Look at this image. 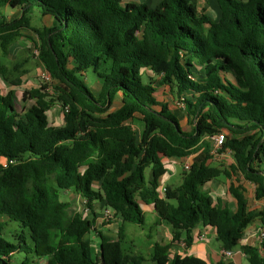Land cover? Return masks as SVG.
I'll return each instance as SVG.
<instances>
[{
  "label": "trees",
  "instance_id": "obj_1",
  "mask_svg": "<svg viewBox=\"0 0 264 264\" xmlns=\"http://www.w3.org/2000/svg\"><path fill=\"white\" fill-rule=\"evenodd\" d=\"M8 7L22 12L8 19L1 12ZM34 7L53 18L51 27L31 25L27 14ZM218 7L214 21L189 0H161L154 8L126 0H0L2 52L21 30L33 31L37 57L53 81L24 90L23 101L32 104L20 110L12 92L0 93V264H12L17 252L26 255L20 264L29 263L28 255L44 264H144L141 254L122 248L125 223L145 222L143 204L171 225L173 242L184 232L188 247L193 228L211 226L223 250L239 246L247 264H264V236L260 247L239 245L255 218L261 216L264 230V213L250 206L238 178L264 199V0H218ZM90 68L97 92L83 78ZM9 72L0 62V76L18 85ZM155 78L180 99L190 130L157 99ZM117 96L120 106L110 111ZM56 103L62 126L48 121ZM134 119L142 122L139 134ZM217 132L225 134L218 153L233 156L228 168L211 164L210 136ZM187 156L181 181L161 191L162 157ZM220 177L234 178L228 187L234 209L202 189ZM59 189L78 193L90 211L96 202L112 209L121 221L117 237L97 231L94 254V219L70 213ZM3 217L27 229L30 243L1 237ZM170 247L155 242L151 260L207 264L170 256Z\"/></svg>",
  "mask_w": 264,
  "mask_h": 264
},
{
  "label": "rangeland",
  "instance_id": "obj_2",
  "mask_svg": "<svg viewBox=\"0 0 264 264\" xmlns=\"http://www.w3.org/2000/svg\"><path fill=\"white\" fill-rule=\"evenodd\" d=\"M246 1V0H245ZM2 14L6 16L8 19H15L19 17L21 14L20 9H11V8H5L2 9ZM30 18L31 25L35 28L41 29L42 27H51L53 23V18L49 15H43L37 7H34L30 13L27 14ZM21 34L23 36L18 37V39L10 44L8 46V50L6 53H3L0 47V62L2 64H5L8 69L10 70L8 77L10 80L15 79L16 77H19L21 80L24 78L29 79V86H34L33 83H37V85L45 84L47 86L51 85L53 81L50 78V75L47 73L45 68L43 67L42 63L39 61L37 54L38 49L36 48V41L37 36L33 31L29 30H21ZM29 37L34 38L30 39ZM37 51V53H36ZM14 65H18L17 70H14ZM86 84L95 92H97L100 88V85L98 83V80L93 73L92 69H88L83 76ZM144 81H146V78H143ZM6 84L4 82V79L0 76V88L3 92H6L5 86L3 84ZM32 83V84H31ZM154 87L156 89V94L159 95V98H164L168 102V105L170 108L174 111V113L177 115L178 119L180 120L182 126L186 130H190L191 123L190 118L187 117L183 104L181 103L180 99L175 95V93H172L168 86L160 85L157 83V78H155L154 81ZM20 88V87H19ZM22 95V94H21ZM20 96L16 97V103L14 100V105L17 106V109L20 110L21 103H20ZM121 99L119 96H117L112 103L110 107V111L115 110L120 106ZM32 104V101L27 102V106ZM48 115V121L53 126H61L63 124L62 121V111L58 103L54 104V106L50 109V111L47 112ZM132 127L134 131L139 134L142 129V122H140L138 119H134L132 122ZM215 159L212 161L214 165H217L221 168H228L234 161L233 156L230 150H225L224 152H220L217 155H214ZM165 164L168 165L167 158L164 159ZM176 169V175L173 177H169L167 180L164 179L163 182H168L169 184L176 183L180 181L182 177V171L184 170L183 167V161L175 164ZM150 174L149 168L145 170V176L148 179ZM241 185L250 183L249 181L240 178ZM225 178L221 177V180L217 183L219 185L218 188H216L215 192L213 193V196L216 197H225V193L227 192V187L224 185ZM233 181V179H232ZM97 185V184H95ZM248 185V184H247ZM245 188V187H244ZM254 187L253 186H247L245 188V195H247L249 199V204L251 207H254L256 211H262L264 213V199L257 200L254 196ZM59 197L62 201H68L70 203L69 206V212L75 213L79 212L82 215H85L87 218L91 217L95 220V217H92V213L89 210H85V204L80 200L79 194L74 192L73 190H62L59 189ZM223 201H227L226 198L223 199ZM100 203V206H95L96 211H100L101 214L103 213L104 207L102 202ZM229 206H233L232 203H228ZM100 214V219H101ZM261 216L255 218L252 223H259L262 227V223L260 221ZM144 219L145 222L143 225H138L134 223L127 222L124 225L125 230V238L122 241V248L125 253H135V254H141L145 258L144 264H155L150 256L152 252V246L156 242V237L154 235L155 231V225H153V222L155 220V214L153 210L150 208V206H145L144 208ZM2 220L6 222V225H4V228L1 232V237H3L5 240L10 242H17L20 238H25L27 242L30 243L29 236H28V230L23 229L18 222L15 221H9L6 217H3ZM105 224H108L106 221L101 220L100 227H104ZM259 227V229L261 228ZM118 230V229H117ZM117 230H114L115 232ZM98 228L96 226L95 231H91L89 234L90 238L93 236V234L98 237L97 235ZM107 231V229H106ZM247 236V235H246ZM92 240H94L92 238ZM244 240V239H242ZM241 240V242H242ZM96 242H99V239L95 238ZM247 240H244V242ZM254 244H259V239H255L254 241H251ZM93 243V242H92ZM214 243L219 244L218 241H214ZM238 247V246H237ZM93 251L94 254L98 253L99 247L98 244H93ZM26 257L24 253L17 252L12 255V264H20L21 261ZM29 263L28 264H44L45 259L44 258H38L32 255H28Z\"/></svg>",
  "mask_w": 264,
  "mask_h": 264
},
{
  "label": "crops",
  "instance_id": "obj_3",
  "mask_svg": "<svg viewBox=\"0 0 264 264\" xmlns=\"http://www.w3.org/2000/svg\"><path fill=\"white\" fill-rule=\"evenodd\" d=\"M131 1V2H135V3H139V4H144L147 7L150 8H154L161 0H126ZM193 6L195 7V10L199 13V14H206L209 17H211L214 21H217L220 17V11H219V7H218V0H189ZM245 1V0H242ZM3 86H5L6 92H3L2 89L0 88V93L5 94L7 92H12L14 95V100L16 103V97L20 96V103H21V107L22 106H27V102L29 100H27L26 102L23 101L22 95L24 90H29L30 88L33 87H37L39 85H37V83H33L34 86H27L29 84V79L28 78H24V79H20V83L18 85H11L9 84L6 80H4ZM32 84V83H31ZM1 85V84H0ZM1 87V86H0ZM20 87V88H19ZM156 97L158 100H162V101H166V99L164 98H159V95L156 94ZM50 111V110H49ZM63 121V117L61 118ZM63 125V124H62ZM61 125V126H62ZM167 157H162V162L164 164V167L166 168V172L165 174L160 178L159 182H160V187L164 188L166 185H169L168 182H163L164 179L167 180L169 177H173L174 175H176V169H175V164L182 162L184 163V161L187 158H190V156L184 157L182 159H177V158H167L168 161V165L165 164L164 159ZM215 159V157L213 156L212 160H211V164H213V160ZM217 166V165H216ZM239 178V177H238ZM242 178V177H240ZM234 180V178H232ZM232 179H226L224 183V185L227 187V192L225 193L226 195H224L225 197H214L213 193L215 192L216 188L219 187V185L217 184L219 182V180H221V177L218 179H213L207 183L204 184V186L202 187L203 190H206L209 192V194L212 196V198L214 199V201H222L223 203H226L228 205V203H232L233 206H229L230 208L234 209L236 206L235 200L234 198L230 195V193L228 192V187L232 181ZM243 179V178H242ZM181 181V179H180ZM180 181L173 183L172 185H176L178 184ZM241 183L240 179H239V184ZM248 184V185H247ZM247 184H243V187H247V186H253L255 189V186L253 183H248ZM247 197V195H246ZM80 200H82V202H84V200L80 197ZM227 201H223V199H225ZM248 199V197H247ZM249 202V199H248ZM100 206V203H94L93 205V211H90L89 209H87L85 207V210H89L92 213V217H95L94 220V229H96V226L98 228V231H101L107 235H110L111 237L114 238V235L117 233V231L115 232L114 230H117L119 225H120V220L116 219L113 220L112 222L105 224L104 227H100L101 225V219H100V214H101V210L100 211H96L95 210V206ZM145 206H150V208L153 210L154 214H155V220L153 222V225H155V231H154V235L156 237V242L159 243H171V247L169 249L170 252V256H172L173 254H178L180 256H186V255H191V256H196L201 258L202 260H204L207 264H214L217 263L220 260H224L225 262H228L230 264H247V259L246 256L241 252L239 246L234 247L231 250V256L225 258L222 256V251L223 249L221 248V244L220 242L216 239V230L211 227V226H204V225H197L195 228H193L190 231V235L192 237V242L190 244V246L186 247L185 243H184V238L186 237L184 232H181L180 238L179 240L176 241H172V236H173V229L171 227L170 224H168L167 222L160 220L153 208V206L150 205H142V209H143V213H144V208ZM84 217H86L85 215H83ZM87 218V217H86ZM88 219H91V217H89ZM260 224L259 223H250L245 231H244V235L242 237V239L247 240L244 242V240H240L239 245L242 244H249V245H258V244H254L251 241L255 240L258 238V230H259ZM107 229V231H106ZM125 234V232H124ZM247 235V236H246ZM93 241V244H98L99 247V242L95 241L96 239H99L98 237H96L94 234L91 237V239ZM218 241L219 244L214 243V241Z\"/></svg>",
  "mask_w": 264,
  "mask_h": 264
},
{
  "label": "built area",
  "instance_id": "obj_4",
  "mask_svg": "<svg viewBox=\"0 0 264 264\" xmlns=\"http://www.w3.org/2000/svg\"><path fill=\"white\" fill-rule=\"evenodd\" d=\"M36 53H37V51H36ZM224 139H225L224 132H217L214 135L210 136V140L212 142V147H213V149H212V154L213 155H217L218 154V150L222 147ZM183 167H184L185 170L189 169V167H190V158H187L184 161ZM161 191H163V188H161ZM116 219L120 220L118 215L112 209H110L108 207H106L104 209L103 213L101 214V220L102 221H106V222L110 223V222H112L113 220H116ZM263 236H264V230L261 227L258 230V239H259L258 246L259 247H260V243L262 241ZM115 237H117V233L114 235V238ZM261 253H262V255H264V248H261ZM222 256L225 257V258L231 256V250H223L222 251Z\"/></svg>",
  "mask_w": 264,
  "mask_h": 264
}]
</instances>
